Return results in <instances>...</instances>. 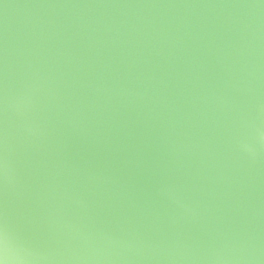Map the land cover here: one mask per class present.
I'll list each match as a JSON object with an SVG mask.
<instances>
[{
    "label": "water",
    "instance_id": "water-1",
    "mask_svg": "<svg viewBox=\"0 0 264 264\" xmlns=\"http://www.w3.org/2000/svg\"><path fill=\"white\" fill-rule=\"evenodd\" d=\"M0 258L264 264V0H0Z\"/></svg>",
    "mask_w": 264,
    "mask_h": 264
},
{
    "label": "clouds",
    "instance_id": "clouds-1",
    "mask_svg": "<svg viewBox=\"0 0 264 264\" xmlns=\"http://www.w3.org/2000/svg\"><path fill=\"white\" fill-rule=\"evenodd\" d=\"M3 243H4V253L6 255V253H7V242H6V240ZM0 264H8L7 259L0 258Z\"/></svg>",
    "mask_w": 264,
    "mask_h": 264
}]
</instances>
